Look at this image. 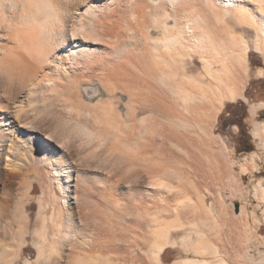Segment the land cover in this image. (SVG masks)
<instances>
[{"label": "bare ground", "instance_id": "bare-ground-1", "mask_svg": "<svg viewBox=\"0 0 264 264\" xmlns=\"http://www.w3.org/2000/svg\"><path fill=\"white\" fill-rule=\"evenodd\" d=\"M244 33L252 36L256 52L264 49L261 0H0V100L7 94L12 99L9 103L0 101V126L6 125L9 134L8 130L21 126V121L37 131L43 124L38 118L48 124H43V131L39 130L41 134L34 140L33 161L45 167L51 178L49 181L47 175L36 172L41 174L42 187H52L49 193L46 185L43 187V194L46 191L51 199L44 196L46 193L41 195L43 202L47 199L44 205L49 211L40 206L41 228L34 233L37 256L25 264H117L120 257L111 251L122 255L121 264L231 263L228 256L241 251L234 244L236 253L222 252L218 230L225 222L228 227L235 225L245 210L241 207L239 216L230 210L232 216L224 219V214L230 213L225 211L232 209L223 208L226 195L222 189L230 181L225 178L235 183L229 182L235 191L238 183L244 195L241 180L248 173L262 172L253 152L251 163L242 158L237 175L230 162L231 152L214 133L225 101L245 97L250 45ZM257 71L258 75L263 72ZM91 78L108 98L94 99L99 89L90 100L81 96L80 83ZM122 96L127 98L122 104L124 113L115 101ZM38 99L41 102L34 105ZM258 108H264L263 101L250 103V122H255ZM146 110L148 114L138 116ZM253 127L254 136L264 147V123H254ZM5 134L0 135V143ZM102 136L110 142H102ZM171 147L183 157L172 153ZM23 158L28 159L26 155ZM8 160L10 165L12 160ZM16 168L15 173L26 176L28 168L23 172H16ZM85 170H105L108 175H103L104 179L100 173L99 177L95 173L94 179L108 181L107 186L124 177V187L137 186L131 190L134 194L142 191L139 201L143 198L146 206L144 201L128 204L134 195H129L128 187L130 202L119 195L113 197L109 192L115 189L102 180H97L102 183L100 200L92 198ZM117 175L120 179L115 182ZM214 177L225 183L219 179L214 183ZM230 184L226 188L231 189ZM253 186L258 191H254L257 200L264 203V180ZM232 190L230 197L235 193ZM22 195L23 202L27 201L29 194L27 198ZM3 199L0 264H14L25 243L29 216L15 198L17 207ZM261 214L264 221V208ZM228 217L238 220L230 223ZM171 230H181L182 234L176 239ZM222 238L226 239L223 242L230 239ZM15 240H19L16 248ZM178 243L185 256L165 263L163 251ZM191 252L195 256H189ZM259 256L258 260L248 258L247 264H263L264 252Z\"/></svg>", "mask_w": 264, "mask_h": 264}, {"label": "rangeland", "instance_id": "rangeland-1", "mask_svg": "<svg viewBox=\"0 0 264 264\" xmlns=\"http://www.w3.org/2000/svg\"><path fill=\"white\" fill-rule=\"evenodd\" d=\"M245 34V33H244ZM252 34V33H251ZM253 35V34H252ZM245 37L249 40V45H250V47H249V50H250V52H249V54H248V67H247V72H248V77H247V82H246V85H245V88H244V90H243V95L245 96L244 98H237L235 101H233V102H229V101H225V104L223 105V107L221 108V110H220V112L218 113V115H217V121L215 122V126H214V133L217 135H219L220 137H221V139L224 141V143L226 144V146H227V149H229V151L231 152V156H230V162H231V164H232V166H233V168H234V171H235V173H237V175L239 174V169H240V162H241V160H242V158H246L247 159V163L249 162V159H250V154H252L253 152L255 153V155H254V162L257 164V169L258 170H261L262 172L261 173H258V172H253V173H248V174H246V176L241 180V186H242V188H244V190H243V193H244V195L242 194V192H240V188L238 187V183H237V188H239V191H237V188H236V191L234 190V186H235V183H233V181L230 179V178H225V180H230L229 182H232L233 183V185H232V183L230 184L229 182H227V184H225L226 186H223L224 188L222 189V194L223 195H226L225 197H224V200H225V202L226 203H224V205H223V208H224V206L226 207V208H224V209H228V208H230V207H228V206H232L231 208L232 209H228L227 210V212L225 211V213H228V212H230V210L233 212V213H236L237 215L240 213V209H241V207H243L244 208V212H245V215H241V213L239 214L240 215V218H239V221L237 222V223H235V225L234 224H228V225H231V227H228V226H226L225 224H227V222H225V224H223L222 223V227H220V229L218 230L219 232H218V234L220 233V238L218 239V240H220L219 242H222V243H219L220 245H221V247L223 248V246H224V250L225 251H223V249H222V252H224V253H227L226 255H229V254H233V252L234 253H236L238 250L239 251H241V252H237L238 254H236V256L237 255H241V258L239 257V256H235V254L233 255V257L232 256H228V257H230L229 259H231V263L230 264H240V261H239V258H240V260L241 261H243L241 264H247V262H246V260L248 261V258H252L253 260H258L259 259V255H260V251H261V253H263L264 252V244H261V242L263 241L264 242V239H263V237H264V221H262V214H261V209H263L264 208V203L263 202H261L259 199L257 200V195H255V194H257V193H255L254 194V191L256 192L257 191V189H255V186H253L254 184L256 185L258 182H261L262 180H264V147H262V143L260 142V140H258L259 138H257L256 136H254V134H253V126H254V123H256V124H261V123H264V108H258L257 109V114L254 116V119H253V121H255V122H250V120H251V117H250V114H249V107H250V103H257V102H259V101H263L264 102V74H263V72H264V58H259L258 57V63H253L252 62V58L253 57H256L257 56V53L258 52H256L255 50H254V47L252 46V44H251V40H252V36H249V35H247V34H245ZM257 69H259V70H261V75H258L259 73H257L258 71H257ZM263 69V70H262ZM93 79V80H92ZM91 81L90 82H85V81H83V82H81L80 83V86H79V89H80V94H81V96H83L84 98H86L87 100H90L93 96H94V94L98 91V89H99V94L94 98V99H96L97 97H106V98H108L109 96L107 95V94H105V92H104V89L102 88V86L101 85H99V83H98V81L95 79V78H91L90 79ZM85 82V83H84ZM97 87V88H96ZM87 90H89V93H87ZM104 94V95H103ZM116 95H118V96H120L119 94H116ZM108 96V97H107ZM4 98V99H3ZM0 101L2 102V103H9V101L11 102L12 101V99L10 98V95H6L5 97H3ZM6 98V99H5ZM9 98H10V100H9ZM18 98V97H17ZM33 98H35V97H33ZM105 98V99H106ZM19 99H20V97H19ZM126 97L125 96H122L121 98H119V99H115V101H117L116 103H117V108H118V110L121 112V113H124V107L122 106V104H123V102L125 103V101H126ZM4 102H3V101ZM9 100V101H8ZM93 100V99H92ZM8 101V102H7ZM36 102V103H35ZM41 101H40V99H38V100H35V101H33V103H35L34 105H36V104H39ZM29 104V103H28ZM26 105H27V103H26ZM33 105V104H32ZM33 105V106H34ZM31 106V105H30ZM149 113V111H144L143 113H140V114H138V116L139 117H142V116H144L145 114H148ZM225 117V118H230L233 122L228 126V128H222L221 127V124H222V120H221V117ZM32 117V116H31ZM31 117H30V120H32L33 119V117H32V119H31ZM27 120V119H26ZM28 120H29V118H28ZM29 120V121H30ZM39 120V121H38ZM38 122H41V123H43V124H45V125H48L47 124V120L45 121H41L40 120V118H38ZM37 122V123H38ZM19 123H22L21 124V126H17V128H14L13 129V131H10V130H8L9 131V134H8V132H6V125L5 126H0V129L1 128H3V130H0V135L2 134V133H7V135L5 134L4 136L6 137L5 139H7V140H1V143H0V147H2L1 149H0V196L2 195L3 196V198H5L6 199V202H8V203H14V204H17V203H15L14 202V198H15V201L16 202H18V204H20L19 206H21V205H24V207H25V212L28 214V220H29V227H28V229H27V232H26V234H25V243H24V245H22L21 246V254H20V256L17 258V259H15V261H14V264H25V262H27V261H31V262H33L34 260H35V257L37 256V248H36V246H35V244H34V241H35V235H34V233H35V231L36 230H39V228H41V225H40V220L42 219V209L44 208H46L47 206H46V204L44 205V203H45V201L48 199V200H50L51 199V195L50 194H47V193H49V189L51 188V191H52V187H50L49 189L47 188V185L45 184L46 182H48V184H49V181H51L50 179L51 178H49L48 177V175L47 174H45L46 172V170L44 169L45 167H43V166H40L36 161H33V151H34V140H36L37 138H38V135H39V130L40 131H43L42 129H44L43 128V126L45 127V125H43V124H39L40 126L38 127V131L36 130V128L37 127H35L34 129H32L31 127H26L24 124H23V121H21V122H19ZM31 128V129H30ZM4 129H5V131H4ZM11 129V128H10ZM4 131V132H3ZM241 131H243V135H241ZM2 132V133H1ZM229 133H231V134H229ZM41 134V133H40ZM12 139V140H11ZM10 140V141H9ZM19 140V141H18ZM7 141V142H6ZM15 141V142H14ZM18 141V142H17ZM9 142V143H8ZM11 142H12V144H11ZM25 142V143H24ZM13 143H15L14 145H13ZM18 143H19V145H18ZM24 143V144H23ZM10 144V145H9ZM18 145V146H17ZM22 145H24V146H22ZM10 146H12V147H10ZM27 146H28V148H27ZM17 147H19V148H17ZM21 148V149H20ZM27 150H26V149ZM12 149V150H11ZM30 149V150H29ZM172 149V150H171ZM5 150H6V152H5ZM10 150V151H9ZM170 150H171V152L174 150L172 147L170 148ZM4 151V152H3ZM14 151V152H13ZM19 151V152H18ZM29 151V152H28ZM7 152H9V153H7ZM177 152V154H179L178 156L181 158V157H183V155H182V153H180L176 148H175V150L172 152V153H176ZM24 153V154H23ZM6 154H8V155H10L8 158L6 157V156H8V155H6ZM12 154V155H11ZM30 154V155H29ZM177 154H175V155H177ZM20 155V156H19ZM25 155L27 156V158L28 159H26L25 158V160H24V158H23V156L25 157ZM174 155V154H173ZM182 155V156H181ZM262 155V156H261ZM16 156V157H15ZM260 158H259V157ZM11 159L13 162H15V163H13L12 161H11V163H10V165H7V163L9 164V162H10V160H8V159ZM17 158V159H16ZM180 158L178 159V158H176L175 157V160L176 159H178L177 161H179L180 160ZM26 160H29V161H27V162H24V161H26ZM9 161V162H8ZM19 161H21V162H19ZM24 162V163H23ZM175 162V161H174ZM16 163H18L19 165H18V167L19 168H22L23 166V168H28V171L27 172H25L26 173V176H28V177H26V176H22L21 175V173H15V168L17 167L16 165ZM22 163V164H21ZM29 163V165H28V167H27V164ZM177 163H179V162H177ZM181 163V162H180ZM249 163H251V160H250V162ZM15 164V165H14ZM25 164H26V166H25ZM13 165V166H12ZM20 165H22L21 167H20ZM33 165V168L31 167ZM177 165H179V164H177ZM247 165H249V164H247ZM15 166V167H14ZM79 167H82L81 165H78ZM180 167L181 166H183V164H181V165H179ZM16 168V172L18 171V170H20L19 168ZM37 167V168H36ZM39 167H40V169H44V170H40L39 169ZM43 167V168H42ZM13 168V170L14 171H12L11 169ZM30 168V169H29ZM10 169V170H9ZM25 169L23 170V169H21V170H23V171H25ZM20 170V172H23V171H21ZM15 174V176L13 175V173ZM85 171H88V170H85ZM104 171L105 170H100V171H96L95 170V172L94 171H92V170H89L87 173L89 174V178H88V180H89V183H90V186L91 187H89V189L88 190H90V188L92 189L91 190V194H92V198H93V196H94V199L95 198H98L99 200H100V197H99V195H98V192H102V190L100 189V188H102L100 185L102 184H99L100 182L99 181H97V180H102V179H104L103 177L104 176H106V175H108V174H104ZM9 172V173H8ZM39 174V172H42V174L44 173L45 175H47V177L49 178V181H48V178L47 177H43V178H41V179H43V182H45L46 180V178H47V181L44 183L45 185H46V187H44L45 188V190L47 191V193H46V191L44 192V194L46 193V195H44L43 194V191H44V189H43V187L40 185V183L42 184V180L40 181V177H41V174H40V176L38 175L37 176V173ZM24 173V174H25ZM98 175V177H99V173H100V177H102V179L101 178H98V179H96L97 177H96V174ZM18 174H20L21 176H19ZM28 174V175H27ZM94 174V175H93ZM18 175V177H16ZM104 175V176H103ZM112 175V174H111ZM93 176V177H92ZM115 176V175H114ZM20 177V178H19ZM25 178V179H27V180H23V179H21V178ZM94 177H96L95 179H94ZM119 177V175H117V177H115V178H113V179H115V182H116V179ZM216 177H218V176H216ZM216 177H214L215 179L213 180V182L215 181H217V179H219V181L221 180L220 178H216ZM39 178V179H38ZM93 178V179H92ZM106 178V177H105ZM122 178V177H121ZM19 181H18V180ZM118 179H120V177L118 178ZM262 179V180H261ZM17 180V181H16ZM122 181L123 180H125L124 179V177L121 179ZM120 180V181H121ZM260 180V181H259ZM119 181V183L118 182H116V184L114 183V180H113V182H110V184L111 183H113L114 184V186L112 187V185L110 186V185H108V186H110V187H108L107 186V184L109 183L108 181H107V184L105 183V181L104 180H102V182L103 183H105V185L108 187V188H110L112 191H114V189H115V191L116 192H111L109 189V193H112V194H114L113 195V197H115V195H119L123 200H125L126 201V199H127V201L128 200H130V198H129V195L131 196V195H133L134 193H135V191L134 192H132V184L131 185H129V186H131V187H129V186H127L128 187V189H129V192L131 193H129V195L128 194H126V193H128V189H127V187L125 186L124 187V182L122 183V181L120 182ZM222 181H224V178L222 179ZM73 182H75V179L73 178V180L71 181V183H73ZM99 182V183H98ZM214 182V183H215ZM218 182V181H217ZM216 182V183H217ZM221 182V181H220ZM21 183V184H20ZM219 183V182H218ZM222 183H225V181L224 182H221V184ZM23 184V185H22ZM74 184V183H73ZM97 184H99V185H97ZM119 184H121V185H119ZM228 184H230L229 186H231V189H230V187H228V188H226L227 186H228ZM19 185H20V187H19ZM43 185V184H42ZM81 185V184H80ZM93 185V186H92ZM123 185V186H122ZM224 185V184H223ZM49 186H50V184H49ZM48 186V187H49ZM133 186H135V185H133ZM233 186V187H232ZM17 187V188H16ZM137 187V186H136ZM136 187H134L133 188V190L135 189V190H137V188ZM4 188V189H3ZM8 188H10V189H8ZM98 188H99V190H98ZM141 189V187L139 186L138 187V190H140ZM3 189V190H2ZM5 189H7V190H9V191H7L6 192V190ZM29 189V190H28ZM125 189H126V191H125ZM143 189V188H142ZM230 189V190H229ZM233 189V190H232ZM247 191H246V190ZM5 190V191H4ZM11 190V191H10ZM27 191V193H26V191ZM107 190V191H108ZM235 191V193L234 192H232V195L231 196H233V197H230V193H229V191ZM5 192V193H3V192ZM15 191V192H14ZM93 191H94V193H93ZM125 191V192H124ZM245 191V192H244ZM8 192H9V194L10 195H8ZM18 192V195H17V197L19 198V199H17V197H15V196H11V195H15V193H17ZM22 192H24L25 194L24 195H22L23 193ZM121 192H124L125 193V195H128V196H126V198H125V195H124V193H121V195H120V193ZM137 192V191H136ZM138 192L140 193V194H138ZM137 192V194H134L133 196H132V198H131V203H128L129 205H133V203H142L144 200H143V198H142V201H139V199L141 200V197H140V195L142 194V191L140 190V191H138ZM237 192V193H236ZM258 192V191H257ZM3 193V194H2ZM20 193H21V195L23 196V197H26L25 195L26 194H29V196H28V198H27V201H24L23 202V198H20ZM239 193V194H238ZM248 193V194H247ZM44 195L45 197H48L47 199L46 198H44V199H46L44 202H43V198H41V195ZM234 194L235 195H237L236 197L234 196ZM241 194V195H240ZM8 195V196H7ZM42 195V196H43ZM48 195H50V196H48ZM98 196V197H95V196ZM228 195H229V197H228ZM6 196V197H5ZM43 196V197H44ZM136 196V197H135ZM13 197V198H12ZM50 197V198H49ZM118 197V196H117ZM125 199H124V198ZM135 197V198H134ZM243 197V198H242ZM2 198V197H1ZM0 198V200H2V201H4V199L2 198L1 199ZM9 198V199H8ZM26 198L24 199V200H26ZM41 198V199H40ZM136 198H138L137 199V201H136ZM11 199V200H10ZM17 199V200H16ZM93 199V200H94ZM97 199V200H98ZM117 199H119V200H121L120 198H117ZM20 200H21V203H20ZM96 200V201H97ZM98 200V201H99ZM122 200V201H123ZM231 200V202H232V204L233 205H230L229 203V201ZM126 201V202H127ZM133 201H135V202H133ZM139 201V202H138ZM158 201V200H157ZM207 201H208V205L210 206V198H208L207 199ZM248 201V202H247ZM23 202V203H22ZM40 202H43V205H44V207L41 205V203ZM128 202H130V201H128ZM135 203V204H136ZM144 204H145V206H146V202L144 201L143 202ZM153 203V202H152ZM151 202L150 203H148L147 205L149 206V204H152ZM161 203H164V202H162L161 201ZM158 204V202H156V205L158 206V205H161L162 206V204ZM18 204L16 205V207L18 206ZM40 204V205H39ZM143 204V205H144ZM258 204V205H257ZM163 205H166V207H167V203H164ZM256 205V206H255ZM260 205V206H259ZM14 206V205H13ZM42 207V209H41V207ZM160 206V207H161ZM163 207H165V206H163ZM258 207V208H257ZM162 208V207H161ZM223 209V210H224ZM40 210H42L41 211V213H40ZM45 211H49V209H48V207L46 208V210H44V212ZM211 211H212V213H216V210L215 209H211ZM253 211V212H252ZM232 213V214H233ZM229 214H231V212L230 213H228V214H224L225 215V220H226V217L227 216H229ZM232 214H231V216H232ZM261 214V215H260ZM238 215V216H239ZM258 217H257V216ZM40 216H41V218H40ZM230 216V217H231ZM253 216H254V218H253ZM230 217H228V219L230 218ZM248 217V218H247ZM19 218V217H18ZM232 218V217H231ZM246 218V219H245ZM40 219V220H39ZM167 219L168 218H166V221H167ZM234 219V218H233ZM236 219V218H235ZM234 219V220H235ZM243 219V220H242ZM168 220H170V219H168ZM230 220V221H229ZM229 220H227V221H229L230 223L233 221V223H234V220H232V219H229ZM236 220H238V219H236ZM245 220V221H244ZM247 220V221H246ZM253 220L255 221L254 223H253ZM240 221H241V223H240ZM243 221V222H242ZM257 221H258V223H257ZM168 222V221H167ZM228 222V223H229ZM255 223H257V224H255ZM255 224V225H254ZM226 226V230L224 229V227ZM234 226V227H233ZM241 226V227H240ZM242 226H244L243 228H242ZM246 226V227H245ZM248 226V227H247ZM219 227V226H218ZM236 227V228H235ZM239 227H240V230H239ZM186 228H188V226H186ZM247 229V230H246ZM221 230V231H220ZM232 230H234V231H232ZM224 231V232H223ZM225 231H226V233H225ZM237 231V232H236ZM247 231V232H246ZM233 232V233H232ZM234 232H236V233H234ZM240 232V233H239ZM241 232H243V233H241ZM250 233L251 235H248L247 233ZM253 232H254V234H253ZM217 233V232H216ZM182 234V231L181 230H171L170 231V235L172 236V237H176V239H178L179 238V235H181ZM233 234V235H232ZM235 234V235H234ZM241 234V235H240ZM245 234V235H244ZM231 235L232 236H234V237H231ZM242 235L243 236H245V238L244 237H242ZM247 235V236H246ZM256 235H259L260 237H258V236H256ZM222 236L224 237V236H228V238H232V241L230 240V239H227V242L226 241H224L225 242V244L227 243L228 244V241L230 240L231 241V244L229 243L228 245L229 246H227L226 248H225V246L227 245H225V244H223L224 242H223V239L224 240H226L225 238H227V237H225V238H222ZM237 237V238H236ZM241 237V238H240ZM234 238H236L235 239V241H233L234 240ZM244 238V239H243ZM261 238V239H260ZM136 239H137V237H136ZM261 241H260V240ZM241 240V241H240ZM242 240H244V242H243V244L241 243L242 242ZM17 241H19V240H15V248L17 247V244H18V242ZM229 241V242H230ZM238 243H241L243 246L242 247H240L241 246V244H238ZM259 243V244H258ZM234 244H237L239 247H237V245H234ZM231 245V246H230ZM233 246H234V249L232 250V248H233ZM237 247V248H236ZM235 248L237 249V251L235 252L234 250H235ZM240 248V249H239ZM241 248L243 249V250H241ZM13 249H14V247H11L10 248V252H12L13 251ZM230 250V251H229ZM243 251V252H242ZM259 251V252H258ZM112 253H113V255L115 254V257L117 258V256H118V258L120 257V259L118 260V263L117 264H121V263H123L122 262V255H116V252L117 251H111ZM244 253V254H243ZM251 253V254H250ZM109 254V253H108ZM117 254H118V252H117ZM10 255V254H9ZM110 255H111V253H110ZM110 255H107L108 257L110 256ZM245 255V256H244ZM4 256H6V254L4 255ZM183 256H185V254H184V252L182 251V248L180 247V243H178V245L176 246V247H168L167 248V250H166V252L164 253V255H163V260H164V262L165 263H170V262H172L173 260H175V259H179V257H183ZM189 256H191V257H193V256H195V254L193 253V252H191L190 254H189ZM243 256V257H242ZM7 257L9 258L10 256H8V254H7ZM114 257V256H113ZM114 257V258H115ZM208 257V256H207ZM232 257V258H231ZM254 257V258H253ZM109 258H111L112 259V256L111 257H109ZM113 258V259H114ZM115 258V259H116ZM122 258V259H121ZM233 260V261H232ZM236 261H238L239 263H237ZM236 262V263H235ZM264 264V263H263Z\"/></svg>", "mask_w": 264, "mask_h": 264}, {"label": "snow or ice", "instance_id": "snow-or-ice-1", "mask_svg": "<svg viewBox=\"0 0 264 264\" xmlns=\"http://www.w3.org/2000/svg\"><path fill=\"white\" fill-rule=\"evenodd\" d=\"M261 3L264 4V0H261ZM258 57L259 58H264V49L260 50L258 53H257V56L256 57H253L252 58V62L255 64V63H258ZM221 120H222V124H221V127L222 128H228V126L233 122L230 118H225V117H221ZM231 134V133H229ZM241 135H243V131H241ZM101 140L102 142H110V141H106L104 140L103 136L101 137Z\"/></svg>", "mask_w": 264, "mask_h": 264}, {"label": "trees", "instance_id": "trees-1", "mask_svg": "<svg viewBox=\"0 0 264 264\" xmlns=\"http://www.w3.org/2000/svg\"><path fill=\"white\" fill-rule=\"evenodd\" d=\"M166 250H167V248L163 251V253H162V255H161L162 259H163V255H164V253L166 252ZM163 261H164V260H163Z\"/></svg>", "mask_w": 264, "mask_h": 264}]
</instances>
